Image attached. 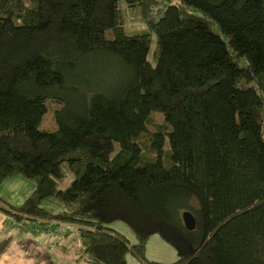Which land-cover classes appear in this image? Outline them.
<instances>
[{
  "label": "trees",
  "instance_id": "trees-1",
  "mask_svg": "<svg viewBox=\"0 0 264 264\" xmlns=\"http://www.w3.org/2000/svg\"><path fill=\"white\" fill-rule=\"evenodd\" d=\"M15 175L35 188L0 197L7 224L73 233L91 264H264V0H0V186ZM156 232L174 261L145 257Z\"/></svg>",
  "mask_w": 264,
  "mask_h": 264
},
{
  "label": "crops",
  "instance_id": "crops-1",
  "mask_svg": "<svg viewBox=\"0 0 264 264\" xmlns=\"http://www.w3.org/2000/svg\"><path fill=\"white\" fill-rule=\"evenodd\" d=\"M35 184L20 175H15L6 181L0 187V197L10 203L21 204L31 192ZM10 223L9 219L0 211V239L10 237L7 246L0 253V264H74L77 259L86 260L91 264L87 253L80 247L76 252L77 257H71V260H62L61 254L65 253V245L62 241H56L50 244L48 240L53 235L63 237V232H50L46 230L31 231L24 230ZM13 226V228H10ZM61 232V234H60ZM68 237V235H67ZM66 238V237H65ZM76 237H73L75 241Z\"/></svg>",
  "mask_w": 264,
  "mask_h": 264
},
{
  "label": "rangeland",
  "instance_id": "rangeland-1",
  "mask_svg": "<svg viewBox=\"0 0 264 264\" xmlns=\"http://www.w3.org/2000/svg\"><path fill=\"white\" fill-rule=\"evenodd\" d=\"M46 107L47 112L44 114L40 127L39 132H50L56 128V123L54 120L53 112L56 108L60 106V101L55 98H45L42 100ZM156 120L160 121L161 118L155 117ZM73 179V174L68 173L61 181H59V187L64 188L68 186ZM31 181V180H30ZM34 183V182H33ZM1 187V186H0ZM189 202L190 206H186L180 210V215L184 210H191L192 212H196V207H199V202L197 198L194 196ZM1 214H3L1 212ZM5 215V214H3ZM6 216V215H5ZM7 217V216H6ZM113 229L117 230L118 232L125 235L128 239L130 244H133L136 241V235L131 227L120 219L113 220L111 223L108 224ZM10 228H13L11 226ZM55 233V232H54ZM57 234V233H55ZM61 234V232H60ZM203 231L199 225H197L193 230L180 229L176 231L174 238L181 243L182 247L186 250H190L194 248L201 240ZM51 236V239L48 240L50 244H55L56 241H62L65 245V253L61 254L62 260H68L72 262L71 257H77L76 252L78 248L83 249V244L80 242L79 239L75 238V241L71 238L75 237L73 233L63 237H54ZM66 237V238H65ZM145 257L148 260H154L159 262H172L178 257L177 247L172 240L166 239L165 236L156 232L151 234L146 242L145 247ZM127 262L126 264H143L140 259H138L135 255L128 253L127 254ZM78 262H74V264H87L85 258L84 259H77ZM67 264V263H63Z\"/></svg>",
  "mask_w": 264,
  "mask_h": 264
},
{
  "label": "water",
  "instance_id": "water-1",
  "mask_svg": "<svg viewBox=\"0 0 264 264\" xmlns=\"http://www.w3.org/2000/svg\"><path fill=\"white\" fill-rule=\"evenodd\" d=\"M182 220L187 230H193L196 227V218L190 210L182 212Z\"/></svg>",
  "mask_w": 264,
  "mask_h": 264
}]
</instances>
